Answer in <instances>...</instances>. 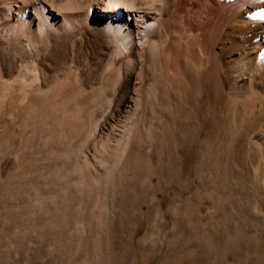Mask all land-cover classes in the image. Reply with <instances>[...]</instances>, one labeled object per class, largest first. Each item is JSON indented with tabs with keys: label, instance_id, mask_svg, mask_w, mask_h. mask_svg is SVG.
I'll list each match as a JSON object with an SVG mask.
<instances>
[{
	"label": "bare ground",
	"instance_id": "1",
	"mask_svg": "<svg viewBox=\"0 0 264 264\" xmlns=\"http://www.w3.org/2000/svg\"><path fill=\"white\" fill-rule=\"evenodd\" d=\"M14 5L17 18L8 11L10 19L0 20V142L8 155L36 137L35 110L46 84L33 59L37 40L51 28L48 11L69 35L98 22L107 36L97 77L82 81V62L71 52L67 84L62 80L64 88L50 93L58 102L48 121L65 132L67 146L54 150L55 133L48 130L50 146L46 142L43 148L46 156L66 160L59 173L76 165L96 175L120 144L146 156L157 173L165 170L164 151L187 114L186 133L194 135L201 170L214 155L225 160L237 151L246 155L256 180L264 166V0H17ZM28 13L32 16L23 20ZM123 82L130 84L126 91ZM83 84L93 90H83ZM44 92L41 99L48 97ZM5 157L0 174L12 167ZM22 169L14 170V179L24 177Z\"/></svg>",
	"mask_w": 264,
	"mask_h": 264
},
{
	"label": "rangeland",
	"instance_id": "2",
	"mask_svg": "<svg viewBox=\"0 0 264 264\" xmlns=\"http://www.w3.org/2000/svg\"><path fill=\"white\" fill-rule=\"evenodd\" d=\"M16 2L0 0L1 21L10 19L8 11L18 15ZM44 15L51 28L37 40L32 61L46 84L35 110L36 137L12 156L0 142V158L12 162L0 174V264H264V166L254 180L246 155L236 151L225 160L214 155L215 165L201 170L187 114L163 153L165 170L157 173L146 156L120 144L98 176L76 165L58 172L66 160L43 148L50 146L45 133L53 130L48 118L58 102L50 93L67 84L73 52L83 65L81 80L97 77L107 36L98 22L69 35L50 12ZM44 90L48 97L41 99ZM117 105L115 99L111 110ZM53 131L54 150L64 151L65 132ZM17 167L22 179H14Z\"/></svg>",
	"mask_w": 264,
	"mask_h": 264
}]
</instances>
